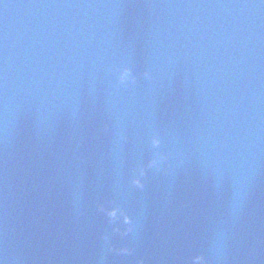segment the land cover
I'll return each instance as SVG.
<instances>
[{
  "label": "water",
  "instance_id": "95a60500",
  "mask_svg": "<svg viewBox=\"0 0 264 264\" xmlns=\"http://www.w3.org/2000/svg\"><path fill=\"white\" fill-rule=\"evenodd\" d=\"M0 264H264V0H0Z\"/></svg>",
  "mask_w": 264,
  "mask_h": 264
}]
</instances>
